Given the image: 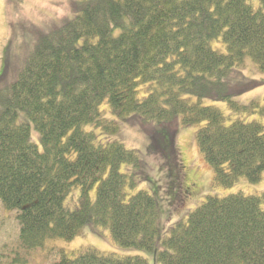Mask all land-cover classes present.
<instances>
[{
    "label": "trees",
    "instance_id": "trees-1",
    "mask_svg": "<svg viewBox=\"0 0 264 264\" xmlns=\"http://www.w3.org/2000/svg\"><path fill=\"white\" fill-rule=\"evenodd\" d=\"M254 1L79 0L73 17L41 33L14 78L5 59L0 200L17 211L24 249L103 226L121 247L155 250L156 264H264V193L209 195L163 234L157 198L146 190L127 193L135 182L122 165L139 167L137 150L100 142L86 129L115 134L133 115L142 124L179 117L183 126L204 123L196 140L214 184L261 181L264 123L238 118L228 125L221 109L202 103L211 98L256 112L258 102L240 105L229 84L247 57L264 71V0L260 7ZM104 103L112 119L102 116ZM259 112L264 116V105ZM77 186L80 203L70 210L65 200ZM52 264H148V258L60 248Z\"/></svg>",
    "mask_w": 264,
    "mask_h": 264
},
{
    "label": "rangeland",
    "instance_id": "rangeland-1",
    "mask_svg": "<svg viewBox=\"0 0 264 264\" xmlns=\"http://www.w3.org/2000/svg\"><path fill=\"white\" fill-rule=\"evenodd\" d=\"M254 4L261 6L258 0ZM78 9L79 0H0V73L7 58L12 69L10 77H13L15 70L34 50L41 33L73 17ZM212 45L222 51L226 48L221 40H214ZM229 84L233 99L240 105L248 107L258 102L256 112L248 108L236 111L228 102L211 98L203 99L202 103L221 109L228 118V125L238 118L264 123V116L259 112L264 105V71H260L254 61L247 57L244 64L235 67ZM190 97L198 100L196 96ZM101 109L103 117L113 118L108 103H104ZM203 125L183 126L180 117L169 123L142 124L133 115L120 122L121 129L115 134L101 127L93 128L92 125L86 129H94L100 142L120 141L128 148L137 150L141 165H122V171L135 182L133 187L127 186V193L131 195L146 190L153 194L160 204L163 234H168L172 226L187 219L209 195L225 197L239 192L248 195L264 193V173L257 183L241 177L231 187L214 184V170L206 162L196 140V132ZM32 133L33 139L38 140L36 133ZM194 185L196 187L193 189ZM189 187L191 190H188ZM96 189L97 185L91 190L92 197H95ZM81 195V188L75 187L66 197V206L70 210L76 209ZM19 235L17 211L7 209L0 200V264H52L54 254L60 248L70 253L96 248L118 256L145 255L148 264H156L155 250L148 252L121 247L113 241L110 230L103 226L84 227L73 240L52 239L44 248L34 251H27L21 246ZM159 243L160 240L156 244L158 248Z\"/></svg>",
    "mask_w": 264,
    "mask_h": 264
},
{
    "label": "flooded vegetation",
    "instance_id": "flooded-vegetation-1",
    "mask_svg": "<svg viewBox=\"0 0 264 264\" xmlns=\"http://www.w3.org/2000/svg\"><path fill=\"white\" fill-rule=\"evenodd\" d=\"M195 186V185H194ZM190 189V187L188 188V190ZM188 190H187V192H188ZM191 190V189H190Z\"/></svg>",
    "mask_w": 264,
    "mask_h": 264
}]
</instances>
